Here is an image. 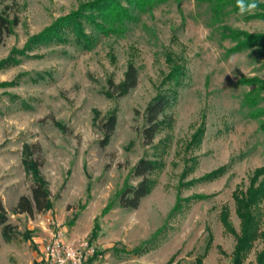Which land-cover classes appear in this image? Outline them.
Masks as SVG:
<instances>
[{
  "label": "rangeland",
  "instance_id": "374dc122",
  "mask_svg": "<svg viewBox=\"0 0 264 264\" xmlns=\"http://www.w3.org/2000/svg\"><path fill=\"white\" fill-rule=\"evenodd\" d=\"M93 1L14 0L17 8L6 10L16 11L18 25L0 41V63L8 60L0 67V200L14 234L6 243L0 233V264H43L47 217L70 240L95 245L90 264H233L240 234L233 193L264 167V91L241 81H264V44L230 53L227 34H264V20L226 8L217 22L206 0H168L134 11L117 34L85 24L95 39L90 48L70 34L62 43L34 40ZM11 5L0 0L1 10ZM129 65L136 87L107 98L108 81L120 83ZM173 65L184 75L162 117L170 122L147 146L145 110L170 93ZM112 113L116 127L101 146L98 126ZM142 159L158 165L152 188L137 208H123L120 195L139 183L133 169ZM31 162L39 164L49 207L29 217L14 208L31 198ZM223 209L235 233L223 226ZM259 209L264 230V200ZM262 249L258 238L243 264H256Z\"/></svg>",
  "mask_w": 264,
  "mask_h": 264
},
{
  "label": "trees",
  "instance_id": "16d2710c",
  "mask_svg": "<svg viewBox=\"0 0 264 264\" xmlns=\"http://www.w3.org/2000/svg\"><path fill=\"white\" fill-rule=\"evenodd\" d=\"M168 0H95L84 4L71 14L57 19L49 28H47L36 41L64 42L66 35L70 34L75 40L76 45L84 48H90L93 45L94 37L85 32V24H88L93 31L99 34L109 35L117 34L122 31V25L127 21L134 20L133 12L145 11L157 3ZM209 5L215 21L219 22L226 8L228 12L238 13L237 0H206ZM246 3L250 0H245ZM258 7L253 13H247L250 18L264 20V3L258 2ZM17 8L14 0L10 7L0 9V41L3 36L12 33L14 27L18 25L16 11H13L10 17L9 9ZM235 44L230 48V53H237L264 44V34H249L242 31L230 30L227 34ZM8 62L3 61L0 67ZM183 67L173 65L166 81L173 84L170 93H160L155 96L147 105L145 110V127L142 136L145 145H152L155 135L164 125H169V120L162 118L164 113L172 106L175 101V88L180 84V79L184 75ZM138 75L134 66L129 65L124 73L123 80L114 84L108 81V90L105 92L107 98L117 96L118 98L126 96L137 85ZM245 85H258V90L264 91V81L257 78L243 79ZM161 117V118H160ZM116 127V117L114 113L98 126L102 135L101 146H106ZM202 134V130L196 132L193 141ZM158 168L157 163L142 159L133 169V175L140 178L136 187H125L120 195V205L123 208L135 209L140 200L150 193L153 185L152 174ZM36 179L35 185L31 189V198L22 196L14 208L17 214H26L29 217L35 212L40 213L49 207V192L46 189L45 182L39 172V164L31 162L28 166ZM222 169L209 174L207 178L212 179L221 173ZM142 178V180H141ZM264 200V167L258 168L253 172L250 178L249 187L245 191H234L233 201L235 205V214L240 221V234L236 236V245L233 253V264H243L244 257L250 251L253 243L261 238L264 242V230L260 229L261 213L259 204ZM178 202V201H177ZM179 208L178 203L175 205ZM221 222L226 230L235 233L228 222V211H221ZM14 227L8 221V214L0 200V233L4 242L8 243L13 239ZM97 257V253L94 259ZM93 259V260H94ZM91 260L90 263L93 261ZM201 264V259L196 261ZM256 264H264V249L257 255Z\"/></svg>",
  "mask_w": 264,
  "mask_h": 264
},
{
  "label": "built area",
  "instance_id": "2783aa9c",
  "mask_svg": "<svg viewBox=\"0 0 264 264\" xmlns=\"http://www.w3.org/2000/svg\"><path fill=\"white\" fill-rule=\"evenodd\" d=\"M48 234L40 242L39 253L43 264H90L97 249L87 239L70 240L66 228L53 218L45 220Z\"/></svg>",
  "mask_w": 264,
  "mask_h": 264
},
{
  "label": "clouds",
  "instance_id": "9594fccd",
  "mask_svg": "<svg viewBox=\"0 0 264 264\" xmlns=\"http://www.w3.org/2000/svg\"><path fill=\"white\" fill-rule=\"evenodd\" d=\"M237 7L240 9L239 14L244 15L245 13H253L258 7V3L257 0H250L248 3L245 0H237Z\"/></svg>",
  "mask_w": 264,
  "mask_h": 264
}]
</instances>
